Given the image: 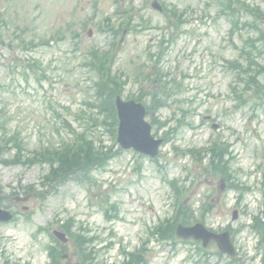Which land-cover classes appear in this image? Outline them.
<instances>
[{"label":"rangeland","instance_id":"374dc122","mask_svg":"<svg viewBox=\"0 0 264 264\" xmlns=\"http://www.w3.org/2000/svg\"><path fill=\"white\" fill-rule=\"evenodd\" d=\"M133 1L138 11V32L126 31L114 40L109 32H98L106 18L117 22L113 0H0V19L5 22V43L0 45V118L7 120L10 131L22 133L29 153L42 145L73 140L65 120L78 132L86 131L97 141L102 140L106 147L119 148L105 126H95L89 118L102 120L87 105L94 96L93 79L81 67L91 47L103 48L123 38L117 47L115 69L126 73H131L138 61L147 62L149 53L166 47L161 69L183 85L181 94L170 99L159 113L161 120L170 121V139L160 150L159 165L133 151H122L106 172L94 173L96 185L71 181L42 204L35 196L26 203L14 202L11 193L19 191L23 196V188L39 187L48 166L0 164L2 198L18 214L16 221L0 224V261L6 258L11 264H49L47 246L52 241L47 232L38 230L48 228L52 233L61 222L74 218L77 225L99 236L96 250L100 263L121 261L123 249L134 251L150 239V264H237L220 255L213 244L207 249L210 255L205 262L193 242L178 240L173 247L150 238V229L174 214L166 179H175L186 186L192 184L189 203L196 204L197 210L204 196L213 195L215 209L204 214V226L214 233L226 227L232 232L241 229V233H235L238 256L247 264H263L262 255L257 254L258 234L249 224L254 216L264 218V109L252 108L251 102L242 109L234 108L230 86L236 75L227 68V62L239 59L240 49L255 32L248 28L231 36V24L219 14L214 0H162L168 7L185 12L188 21L179 34L169 28L162 13L151 8V1ZM242 1L264 12V0ZM247 20L250 17H244L243 23ZM23 40L39 46L23 51L19 45ZM32 60L39 61L48 73L42 83L31 74L26 76L16 65ZM137 92L138 85L132 82L124 98ZM182 110L188 111L185 116ZM83 112L88 114L85 118L81 117ZM147 120L151 122L150 117ZM178 120H183L182 127L172 136ZM213 124L220 128L213 130ZM167 130L152 127L157 138ZM217 137L232 145L233 170L238 181L251 188L243 199L239 191L227 188L219 194L221 180L201 175L191 158L176 155L175 147L206 148ZM13 159V153L5 157L7 161ZM137 164H141V174L135 171ZM106 196L117 204L118 219L106 217V208L115 214L109 204H102ZM24 207L33 211L30 219L24 216ZM67 247L64 262L72 264L76 257L71 245Z\"/></svg>","mask_w":264,"mask_h":264},{"label":"trees","instance_id":"16d2710c","mask_svg":"<svg viewBox=\"0 0 264 264\" xmlns=\"http://www.w3.org/2000/svg\"><path fill=\"white\" fill-rule=\"evenodd\" d=\"M220 5V0H218ZM223 9L222 12L230 17L234 18L236 12H242L247 10L253 13L256 23L254 28L258 30L259 38L253 40V45L256 47V43L264 41V31L260 29L261 23L264 22V14L258 9H250L244 3L238 0H222ZM176 16H180L176 11L173 12ZM257 40V41H256ZM251 55V53H248ZM112 56L109 51L100 52L93 50L90 54V63L92 70L95 71L99 77L97 84L98 96L102 99L101 108L107 113L111 119V123L108 124L111 127L109 131L112 135H115V129L117 125V118L114 108V98L116 95L121 94L125 82L120 77L113 75L111 71ZM256 66V73L254 80L258 75L264 74V67L254 64ZM255 93L260 92V87L254 90ZM141 100V98H139ZM152 107L154 109L161 108V104L158 102L157 96H155ZM1 141H0V163L4 162L3 155L11 150H16L17 159L20 163L34 164H48L50 166V172L44 177L43 187L49 191L55 192L59 187L66 185L70 180L75 179L79 182L92 180L91 174L96 170L104 169L109 161L114 158L115 152L109 150L105 151L103 147H96L95 143L88 139L86 135L77 136L76 140L72 143H63L59 147L51 146L48 149H42L40 152L28 159L24 155L23 142L18 133L7 134L6 131L1 129ZM195 155L194 152H192ZM201 154L200 151L196 152ZM207 153H210L208 167L214 175H219L222 179L232 183L229 170L230 161L226 160L229 156L228 147L220 145V141L216 143ZM202 161V159L200 160ZM18 162V163H19ZM176 186V184H173ZM234 186V184H231ZM27 193H31L34 190L27 189ZM179 189L176 188V193H179ZM39 196L44 198L43 193H39ZM0 198V204H1ZM182 206L183 202L179 201ZM189 217L184 211L183 207L180 208V213L174 223H164L159 228H156L155 233L160 236L161 240H173L174 230L176 223L188 224ZM73 224L67 222L66 225L61 226V229L69 234L73 240V245L77 255V261L75 264H100L96 260L93 248L90 245L93 243V239H89L81 233H74L72 231ZM264 229V226L261 227ZM64 252V248L50 247L49 256L52 260V264H61V257ZM126 260L120 264H148L146 260V249L143 251H137L135 254H126ZM7 264V263H6Z\"/></svg>","mask_w":264,"mask_h":264},{"label":"water","instance_id":"95a60500","mask_svg":"<svg viewBox=\"0 0 264 264\" xmlns=\"http://www.w3.org/2000/svg\"><path fill=\"white\" fill-rule=\"evenodd\" d=\"M117 109L120 118L118 141L125 149L135 148L137 151L143 152L152 157L157 156L158 147L161 141H154L151 137V127L144 121L145 110L142 106L135 104L134 102L124 103L120 98L117 99ZM12 219L9 212L0 209V222H7ZM200 228L199 226L195 229ZM193 230L179 228L178 234L183 237H189L191 235L196 238L204 240V246L214 239L217 241L219 248L228 252L230 255L235 256L234 249L228 239V235L214 236L211 234L194 233ZM55 235L67 242V238L64 234L55 232Z\"/></svg>","mask_w":264,"mask_h":264}]
</instances>
